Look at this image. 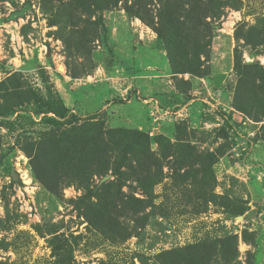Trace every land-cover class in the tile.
<instances>
[{"label": "rangeland", "instance_id": "obj_1", "mask_svg": "<svg viewBox=\"0 0 264 264\" xmlns=\"http://www.w3.org/2000/svg\"><path fill=\"white\" fill-rule=\"evenodd\" d=\"M186 1L0 0V264H264V0H199L196 34H157ZM46 87L144 132L134 175L43 184L25 148L46 127L13 96Z\"/></svg>", "mask_w": 264, "mask_h": 264}, {"label": "trees", "instance_id": "obj_2", "mask_svg": "<svg viewBox=\"0 0 264 264\" xmlns=\"http://www.w3.org/2000/svg\"><path fill=\"white\" fill-rule=\"evenodd\" d=\"M87 1L96 10L102 9L99 4L101 0ZM119 1L121 0H115V5ZM70 2L72 5H87L84 4L86 0H70ZM198 4L199 0H187L174 9L168 3L163 4L158 14L159 26L153 28L154 31L160 35L179 34L180 37L184 36L185 38H188L189 34H196L193 24L196 22L199 24L202 21V17L197 16ZM220 8L219 5L216 7L207 6L205 10L207 13H214V10L220 11ZM18 14L15 13L14 17L21 16ZM183 16L187 19L188 24L185 23ZM204 17H207V15ZM204 28L207 30L208 26ZM246 41L249 42V40ZM239 67L241 66L236 61V70L242 72L247 69L246 67ZM185 73L195 74L191 69V65L187 67ZM261 76L264 77V73ZM249 80H251V77ZM240 86L243 89V87L249 86V83L242 80ZM46 90L48 92L47 97L33 90H28L25 93L21 92L23 96H13L15 99L13 102L14 106L19 109L23 108L26 105L25 103H27L31 107L33 116L40 119V122L47 128H45V131L40 132L35 141L28 145V148H25L34 159V163L41 165L40 180L43 184L50 188L48 183L56 181V185H58V179L63 176L70 180L82 178V183H87L90 175L103 176L111 166L114 167L113 173L115 175H123L120 171L123 166L131 171L129 172L131 175H134L132 171L136 172V169L131 164L130 166L127 165L128 155L136 153L138 147L148 139L144 132L138 129H107L104 122L98 119V115L82 118L69 109L59 97L54 95L50 87H46ZM247 103L248 101L244 103L238 101L235 103V108L250 115L251 110L247 108ZM17 113L18 110L10 106L5 107L3 111L0 110V115L7 117ZM33 116H28L31 123H35ZM17 117L21 116L18 114ZM9 124L3 121V125L7 126ZM113 158H115V165L112 164ZM88 193L89 196L98 194L91 189H88ZM89 198L87 197L84 200L87 201ZM81 204H85V201L81 202ZM80 215L82 214L80 213ZM191 253L196 257V252L193 248ZM204 260L205 258H196V263L201 264Z\"/></svg>", "mask_w": 264, "mask_h": 264}, {"label": "water", "instance_id": "obj_3", "mask_svg": "<svg viewBox=\"0 0 264 264\" xmlns=\"http://www.w3.org/2000/svg\"><path fill=\"white\" fill-rule=\"evenodd\" d=\"M5 1H13V0H5ZM11 177H12V179L14 180V181H17L18 180V174L16 173V170L15 169H12V171H11Z\"/></svg>", "mask_w": 264, "mask_h": 264}]
</instances>
